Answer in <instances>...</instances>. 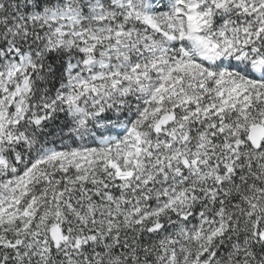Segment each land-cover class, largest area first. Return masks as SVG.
Returning a JSON list of instances; mask_svg holds the SVG:
<instances>
[{
    "label": "snow or ice",
    "instance_id": "6c2138e0",
    "mask_svg": "<svg viewBox=\"0 0 264 264\" xmlns=\"http://www.w3.org/2000/svg\"><path fill=\"white\" fill-rule=\"evenodd\" d=\"M0 264H264V0H0Z\"/></svg>",
    "mask_w": 264,
    "mask_h": 264
}]
</instances>
